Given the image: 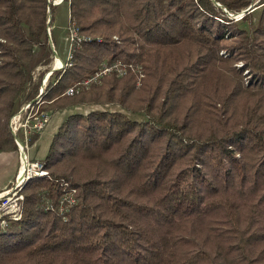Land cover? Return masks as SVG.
<instances>
[{
    "label": "trees",
    "instance_id": "obj_1",
    "mask_svg": "<svg viewBox=\"0 0 264 264\" xmlns=\"http://www.w3.org/2000/svg\"><path fill=\"white\" fill-rule=\"evenodd\" d=\"M62 6L84 37L47 107L88 108L54 134L22 217L0 220V264H264V0H0V155ZM113 61L126 75L65 95Z\"/></svg>",
    "mask_w": 264,
    "mask_h": 264
},
{
    "label": "built area",
    "instance_id": "obj_2",
    "mask_svg": "<svg viewBox=\"0 0 264 264\" xmlns=\"http://www.w3.org/2000/svg\"><path fill=\"white\" fill-rule=\"evenodd\" d=\"M62 1L63 0H51L53 4H58ZM240 16L241 14L236 17ZM69 27L70 43L67 58L65 60L61 59L58 51L55 49L59 55L58 57L54 54L55 58L62 60L61 65H55V70L62 68L64 69L72 64L75 45L82 41L83 36L79 34L77 28L71 25ZM126 72L127 66L121 61L104 63L94 75H91L85 80L79 81L68 87L65 91V94L73 95L75 93H79L84 88L91 86L93 82H97L100 77L105 74L116 73L117 75L122 76ZM43 92L44 87L42 86L38 96H36L34 100L25 104L22 109L10 119V127L15 142L18 146L21 164L19 173L13 184L7 186L0 193V220H2L3 224L7 222V219L18 220L22 217L25 205V194L22 192V188L28 179L48 173L43 160L34 159L31 157L33 136L43 132L51 119V115L48 111L39 109V104L42 102ZM37 104L38 107H36ZM20 132H22L24 135L23 139L20 137ZM63 199L66 202H72L73 196L71 193H68Z\"/></svg>",
    "mask_w": 264,
    "mask_h": 264
},
{
    "label": "rangeland",
    "instance_id": "obj_3",
    "mask_svg": "<svg viewBox=\"0 0 264 264\" xmlns=\"http://www.w3.org/2000/svg\"><path fill=\"white\" fill-rule=\"evenodd\" d=\"M58 4H60V3H58ZM54 5H57V4H54ZM237 18H241V16L237 17ZM68 25L69 24H68L67 10H66V8L64 6H62V7H60V9L58 11L57 18L54 21V26L53 27H55L54 29H55V32H56V41H57L56 50L58 51L61 59H63V60H65L67 58L68 49H69V43H70V27H68ZM49 34H51V28H49ZM80 35L84 37V35H82V34H80ZM115 38H117V37H115ZM105 61H107V59ZM59 62L60 61L56 60L55 55H54V61L52 63L51 70H49V71H47L45 73V75L43 77V80H42V82H43L42 86L44 87V92H43V95H42V102L39 104V106H40L39 109L40 110H46V111L49 112L50 115L54 114V116L50 119V122L48 123V126L46 128L45 134L42 135L41 138L36 143L35 153L37 154V157L40 160L45 157V155H46V153L48 151V146L50 144L51 137L53 136V134L56 131H58L62 121H64V119H66L70 114H72V113H74L76 111H82V108L83 109L88 108L86 104L73 105V106H70L69 108L58 109V110H53V109L47 107L49 105V103H51V102H47L46 101L47 99L45 98L46 97L45 95L47 94V92H49V88H48L49 80H48V77L51 74V71L53 72L55 70L54 67ZM62 69H56V70H62ZM136 71H138V70H136ZM138 72H139V77L138 78L140 79V82H142V79L144 77L145 72L143 71V69H140ZM117 76H119V75H117ZM88 77H86V78H88ZM86 78H84L83 80H85ZM97 82L99 83V81H97ZM97 82H93V83H97ZM89 87L84 88L83 90H88ZM40 91H41V88H40ZM67 96H69V95H67ZM25 104H27V103H25ZM22 107L15 114H17L22 109ZM36 107H38V104L36 105ZM20 137L22 139L24 137L22 132H20ZM33 148H34V145L31 146V152H32ZM17 152H18V156H19V160H20V164H21V158H20L19 151H17ZM19 169H20V166H19ZM18 173H19V170H18ZM18 173H17V175H18ZM17 175H16V177H17ZM16 177H15V179H16ZM15 179L10 183V185L13 184ZM25 186H26V183L23 185V188H22V192L23 193H24Z\"/></svg>",
    "mask_w": 264,
    "mask_h": 264
},
{
    "label": "crops",
    "instance_id": "obj_4",
    "mask_svg": "<svg viewBox=\"0 0 264 264\" xmlns=\"http://www.w3.org/2000/svg\"><path fill=\"white\" fill-rule=\"evenodd\" d=\"M53 116H54V114L51 115V118ZM47 126H48V124H47ZM47 126H46V128H47ZM46 128L44 129L43 132L38 134V138H36L34 141L32 140V146L34 145V148L31 152V157L34 159H39L37 157V154L35 153L36 143L41 138V136L45 134ZM54 134H53V136H54ZM53 136L51 137V140H52ZM48 149H49V146H48ZM44 158H42L41 160H43ZM19 166H20V160H19L18 152H16V153L8 152V153H2L0 155V193L7 186H9L10 183L15 179V177L18 173V170H19Z\"/></svg>",
    "mask_w": 264,
    "mask_h": 264
},
{
    "label": "water",
    "instance_id": "obj_5",
    "mask_svg": "<svg viewBox=\"0 0 264 264\" xmlns=\"http://www.w3.org/2000/svg\"><path fill=\"white\" fill-rule=\"evenodd\" d=\"M50 42H51V44H52V46H53L52 39H50ZM53 51H54V54H55L56 56H58V57H59V55H58L57 51L55 50V48L53 49ZM54 69H55V68H54Z\"/></svg>",
    "mask_w": 264,
    "mask_h": 264
},
{
    "label": "bare ground",
    "instance_id": "obj_6",
    "mask_svg": "<svg viewBox=\"0 0 264 264\" xmlns=\"http://www.w3.org/2000/svg\"><path fill=\"white\" fill-rule=\"evenodd\" d=\"M59 60L60 62L58 63V66L62 64V60L61 59H56Z\"/></svg>",
    "mask_w": 264,
    "mask_h": 264
}]
</instances>
